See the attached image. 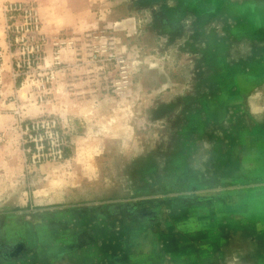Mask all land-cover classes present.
Here are the masks:
<instances>
[{"label": "rangeland", "instance_id": "374dc122", "mask_svg": "<svg viewBox=\"0 0 264 264\" xmlns=\"http://www.w3.org/2000/svg\"><path fill=\"white\" fill-rule=\"evenodd\" d=\"M0 53V264H264V0H0Z\"/></svg>", "mask_w": 264, "mask_h": 264}, {"label": "built area", "instance_id": "2783aa9c", "mask_svg": "<svg viewBox=\"0 0 264 264\" xmlns=\"http://www.w3.org/2000/svg\"><path fill=\"white\" fill-rule=\"evenodd\" d=\"M1 63L2 55L0 53V76ZM24 134L27 144L33 146L31 159L33 165L45 161H59L63 158L62 150L65 143L57 131V125L54 120L39 119L30 121L29 123L24 124Z\"/></svg>", "mask_w": 264, "mask_h": 264}, {"label": "crops", "instance_id": "0c3cea01", "mask_svg": "<svg viewBox=\"0 0 264 264\" xmlns=\"http://www.w3.org/2000/svg\"><path fill=\"white\" fill-rule=\"evenodd\" d=\"M68 78V77H67ZM68 82H65L63 84H60V88L62 86H65V84H67ZM68 86V84H67ZM60 90V89H58ZM8 95L10 94V91H8ZM13 108V105L12 104H7L5 105L4 107V110H8V111H5V112H2V117L1 119L2 120H12L13 117L12 116V113H10L9 110H11ZM11 115V116H10ZM10 117V118H9ZM7 118V119H6ZM258 205V204H257ZM248 218H246L247 220ZM180 239H178V237H176V243H179ZM152 246V245H151ZM148 247V246H147ZM139 249L141 250V253H140V262L141 263H144V262H147V264H150L153 262V260H158L159 262H164L166 258H168V253H170V255H180L182 254V256H186V261H183L181 264H205L203 261H200L201 258L202 260H204V258H208L207 255L203 254V255H199V258H198V255H197V251L198 249H192L191 251V254H187V252L184 251V248H175L177 252L175 253H172V249L173 248H169L168 245L166 243L162 244L160 247H151L150 249L149 248H145L143 246L139 247ZM171 249V250H169ZM190 258V259H189ZM200 259V260H199ZM136 260V258H135ZM192 260V261H191ZM191 261V262H190ZM207 264H213L212 261H207L206 262ZM126 264V263H124ZM179 264V263H178Z\"/></svg>", "mask_w": 264, "mask_h": 264}, {"label": "flooded vegetation", "instance_id": "af4514ba", "mask_svg": "<svg viewBox=\"0 0 264 264\" xmlns=\"http://www.w3.org/2000/svg\"><path fill=\"white\" fill-rule=\"evenodd\" d=\"M18 252H19V248H17V247L15 248L14 247V249H12V250H10L9 252L6 253V256L10 258V257H13Z\"/></svg>", "mask_w": 264, "mask_h": 264}]
</instances>
